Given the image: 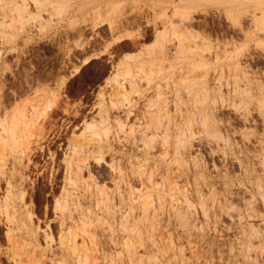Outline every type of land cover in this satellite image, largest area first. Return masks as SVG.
<instances>
[{
    "label": "rangeland",
    "instance_id": "rangeland-1",
    "mask_svg": "<svg viewBox=\"0 0 264 264\" xmlns=\"http://www.w3.org/2000/svg\"><path fill=\"white\" fill-rule=\"evenodd\" d=\"M16 113L40 114L32 220L14 242L0 220V264H264V0H0V116Z\"/></svg>",
    "mask_w": 264,
    "mask_h": 264
},
{
    "label": "bare ground",
    "instance_id": "bare-ground-1",
    "mask_svg": "<svg viewBox=\"0 0 264 264\" xmlns=\"http://www.w3.org/2000/svg\"><path fill=\"white\" fill-rule=\"evenodd\" d=\"M28 5V4H27ZM26 7V5H25ZM256 19V18H255ZM242 20V19H241ZM246 28V27H245ZM190 29V28H189ZM164 30L162 32H159V39H158V46H159V53L167 50V41L171 40L172 36L168 37L169 35H167L165 33ZM178 36V35H177ZM124 36H119L117 39L120 40L122 39ZM176 37V36H175ZM180 37V36H179ZM170 38V39H169ZM176 39V38H175ZM179 40V41H178ZM172 42V41H171ZM171 44V43H170ZM175 45H173V47L175 48V52L178 54H182L185 51V43L182 42V40L177 37V41L173 43ZM185 44V45H184ZM169 48V47H168ZM187 49V47H186ZM188 50V49H187ZM186 52V51H185ZM155 54V53H154ZM174 54V53H173ZM166 56V55H165ZM209 57V56H208ZM89 59H85L84 62H87ZM152 61V60H151ZM150 61V62H151ZM140 62V61H139ZM138 62V63H139ZM149 62V61H148ZM154 63V61H152ZM146 65L148 63H146L145 61H143V65ZM240 66V65H239ZM129 69V68H127ZM129 72V70L127 71ZM130 74V73H129ZM205 89V88H204ZM159 92V91H158ZM206 94V93H205ZM125 100V99H124ZM118 101V100H117ZM113 102V101H112ZM115 102V101H114ZM109 103L112 104V106H116L118 108V104L119 102H115V103ZM130 103V102H129ZM128 103V104H129ZM155 104V103H154ZM111 106V107H112ZM123 106V105H122ZM121 106V107H122ZM110 107V106H108ZM125 107V106H123ZM211 107V106H210ZM103 108V107H102ZM104 108L106 109L105 105ZM103 108V109H104ZM126 108V107H125ZM109 109V108H107ZM106 109V113L108 114L109 110ZM204 114L202 115V117H204L206 120L210 119V115L207 113L206 114V110L201 109ZM161 111V110H160ZM213 112V111H212ZM22 113V112H21ZM21 113H16V114H4L3 117L0 116V193H2L0 195V217L2 221L5 222V224L7 225V239L11 242H14V240L17 239V237H19L18 235V230L17 228L19 227H24L27 226V222L31 221V212L30 210H28L25 207V189L23 187V181L25 179V174L23 173V171L21 170V168H27L30 164L31 158H30V147H31V143H32V135L33 132L30 133V131H32L30 128L35 124L38 125L36 123H38V117L40 114H21ZM105 113V112H104ZM127 114H130L131 112H126ZM159 115L161 114L160 112H158ZM157 113V114H158ZM106 114V115H107ZM167 114V113H166ZM202 114V113H201ZM200 114V116H201ZM144 115V114H143ZM145 116V115H144ZM158 116V115H157ZM153 121L156 122L157 124L159 123V121L161 120V118H157ZM165 116V115H164ZM195 116V115H194ZM102 117V114H101ZM104 117V116H103ZM188 117V116H187ZM94 118V117H93ZM155 118V117H154ZM203 118V119H204ZM107 119V118H106ZM108 120V119H107ZM106 120L104 118V121L102 120V123H104ZM121 121V120H120ZM208 122V121H207ZM205 122V124L207 123ZM161 123V122H160ZM164 123V122H163ZM87 125L85 126L86 128H88L89 131H91L92 133H98L99 131H101L102 129L104 131L107 130V127L102 128V126H100V124H98V122H88L86 123ZM209 124V122L207 123ZM151 125V124H150ZM108 126V125H107ZM122 126V123H121ZM40 127V126H39ZM33 128V127H32ZM34 128H36V126H34ZM84 128V127H83ZM30 131H27L29 130ZM101 129V130H100ZM143 129V128H142ZM42 130V129H41ZM87 130V129H86ZM108 131V130H107ZM29 132V133H28ZM165 132V131H164ZM179 133V132H178ZM37 134V133H36ZM170 134V133H169ZM94 135V134H93ZM92 135V136H93ZM177 135V134H176ZM81 136H84V133L81 134ZM91 136V135H90ZM91 136V137H92ZM88 137V135L86 136ZM35 138V137H34ZM180 138V137H179ZM84 139V138H83ZM178 139V137H177ZM82 140V139H81ZM87 140V139H86ZM85 140V142H86ZM179 141V140H178ZM81 141L79 142L80 145ZM68 144V143H67ZM77 145V144H76ZM82 145V144H81ZM78 146V145H77ZM76 147V146H75ZM74 147V148H75ZM78 148V147H76ZM32 150V149H31ZM76 153V152H74ZM73 153V154H74ZM116 153V152H115ZM66 155V154H65ZM71 155V154H70ZM27 157L28 164L24 163V159ZM10 162V164H9ZM64 162L66 164V173H65V180L66 183L68 184H72L73 187L74 185L78 182L77 180H81L80 176H79V172H82L80 170V164L73 162L72 157L70 156H66L64 159ZM80 162V161H79ZM82 163V162H80ZM197 165V164H196ZM84 166V165H83ZM65 167V166H64ZM112 167V166H111ZM114 169V168H113ZM138 169V168H137ZM142 170V169H141ZM114 172V171H113ZM132 173V172H131ZM121 174V173H120ZM81 175V174H80ZM115 175V174H113ZM112 175V176H113ZM138 176V175H137ZM79 178V179H78ZM113 178V177H112ZM149 178V177H148ZM152 178V177H151ZM115 179V178H114ZM150 179V178H149ZM117 180V179H116ZM205 180V179H204ZM142 181V180H141ZM86 182V181H85ZM122 182V181H121ZM205 182V181H204ZM145 183V182H144ZM158 183V182H156ZM71 185V186H72ZM119 185V184H118ZM131 185V184H130ZM5 186V187H4ZM76 186V185H75ZM72 187V188H73ZM115 188V187H114ZM117 188V187H116ZM149 188V187H148ZM68 189V187H64V190L62 191V195L58 196L55 199V208H57L56 210H60L61 214L62 211L65 209V203L63 204L64 196L66 195L67 192H65ZM83 189V188H82ZM69 190V189H68ZM67 190V191H68ZM118 190V189H117ZM200 191V190H199ZM140 193V192H139ZM121 194V193H120ZM152 195V194H151ZM68 197V196H67ZM66 198V197H65ZM147 198V197H146ZM150 198V197H149ZM67 199V198H66ZM134 199V198H133ZM140 200V199H139ZM146 201V200H144ZM77 202V201H76ZM141 202V200H140ZM144 203V202H143ZM147 203V202H146ZM68 204V203H67ZM69 206V205H68ZM151 206V205H150ZM161 206V205H160ZM140 207V206H139ZM151 208V207H150ZM68 209V208H67ZM143 220H149L150 216H151V212L149 207L147 208H143ZM70 210V209H69ZM174 211V210H173ZM156 213H159L158 211L154 210L152 212L153 216L157 215ZM183 213V212H182ZM177 214V213H176ZM56 215V214H55ZM181 219H184V216L182 214H179ZM152 216V217H153ZM179 217V216H178ZM155 218V217H154ZM180 219V220H181ZM1 222V221H0ZM62 223V222H61ZM131 223V222H130ZM185 223V222H183ZM24 225V226H23ZM135 225V224H134ZM132 226V225H131ZM133 227V226H132ZM15 229H17L15 232ZM33 230H35L34 228H32ZM72 230V229H69ZM253 230V229H252ZM32 232V230H31ZM20 233V232H19ZM47 233V232H46ZM71 233V242L73 241V243L67 245V246H71V248L73 247L74 249H76V246L74 244L73 240L75 237V233L70 232ZM69 233V234H70ZM251 233L253 234L252 236L255 235L256 237V233L253 231H251ZM74 236H73V235ZM18 235V236H17ZM34 236L36 235L35 232L33 234ZM47 235V234H46ZM17 236V237H16ZM22 236V235H21ZM65 236V235H64ZM249 236V235H248ZM62 237V236H61ZM250 237V236H249ZM22 238V237H21ZM52 239V238H51ZM62 239V238H61ZM22 240V239H21ZM63 240V239H62ZM64 241V240H63ZM151 241V240H150ZM29 242V240H28ZM251 243V242H250ZM64 244V243H63ZM75 246V247H74ZM14 247V246H13ZM25 247V246H24ZM28 248V247H27ZM61 248V247H60ZM70 248V247H68ZM70 250H73V248ZM68 250V249H67ZM131 250V249H130ZM76 251V250H75ZM11 252V251H10ZM21 252V251H19ZM25 252V251H24ZM27 252V251H26ZM14 253V252H13ZM34 254V253H33ZM70 254V253H69ZM73 254V253H72ZM81 254V253H80ZM89 254V253H88ZM175 254V253H174ZM19 255V254H18ZM21 256V255H20ZM82 256V255H81ZM87 256V255H86ZM43 257V256H42ZM78 262H80L82 264V260L80 258V256L78 255ZM40 259V258H39ZM67 259V258H66ZM23 260V259H22ZM41 260V259H40ZM79 263V264H80ZM20 264V263H19ZM37 264V263H36ZM63 264V263H62Z\"/></svg>",
    "mask_w": 264,
    "mask_h": 264
}]
</instances>
